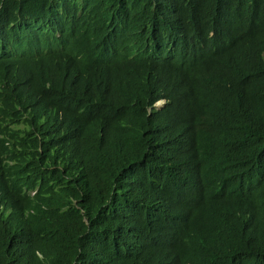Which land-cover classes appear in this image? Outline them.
<instances>
[{
	"label": "trees",
	"instance_id": "16d2710c",
	"mask_svg": "<svg viewBox=\"0 0 264 264\" xmlns=\"http://www.w3.org/2000/svg\"><path fill=\"white\" fill-rule=\"evenodd\" d=\"M23 19L43 49L12 28L29 64L0 59V264H264V0H0ZM190 58L211 96H175Z\"/></svg>",
	"mask_w": 264,
	"mask_h": 264
},
{
	"label": "clouds",
	"instance_id": "9594fccd",
	"mask_svg": "<svg viewBox=\"0 0 264 264\" xmlns=\"http://www.w3.org/2000/svg\"><path fill=\"white\" fill-rule=\"evenodd\" d=\"M24 19L20 20V22L16 21H7L0 25V59L6 58H14L17 63L21 64V61L25 64H29V62L25 61L26 51L28 52H34V56H36L37 53H40L42 51V42L38 41L37 36L34 33H30L28 35V38L24 39L23 35L20 33L19 28L23 26ZM16 25H19L18 29ZM2 26V27H1ZM15 29L16 34L22 38V41L25 42L26 47L25 50L20 49L21 44H18L14 41L9 40L7 33L10 29ZM3 31L5 34V38L3 37ZM214 35L213 29L211 27L207 28L205 31V38H211ZM238 44H234L233 47L230 50H241L236 49ZM192 51L196 52L197 55H203L206 53H210L212 49H207L202 42L198 41V47L192 46ZM224 48L219 52V55H222L224 53ZM227 53H224L222 56L226 55ZM190 58L191 66L188 70V73L186 75V79L184 83L182 84H175L174 86V94L177 97L179 94L184 95L185 93L191 94L192 97H209L213 94V91L217 88V84L215 83V78L219 77L217 75V64L216 63H206L202 60ZM189 89L191 90V93L189 92ZM165 101V97H160L156 99L153 102V105L156 107L162 106V104ZM241 163H234L233 167H239L241 166ZM237 193L239 198V204L241 206V210L243 215H246L248 213H251L254 206L256 204L249 201L245 194H244V188L241 185H237Z\"/></svg>",
	"mask_w": 264,
	"mask_h": 264
}]
</instances>
